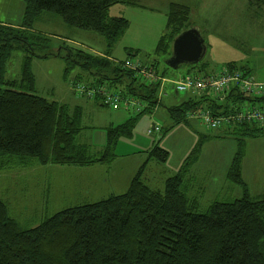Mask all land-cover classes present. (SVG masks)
<instances>
[{"label":"trees","instance_id":"1","mask_svg":"<svg viewBox=\"0 0 264 264\" xmlns=\"http://www.w3.org/2000/svg\"><path fill=\"white\" fill-rule=\"evenodd\" d=\"M24 1L23 28H32L38 17L47 11L61 16L70 26L103 34L109 47L129 26L126 17L109 16V8L119 2H133ZM251 1L264 6V0ZM190 12L186 5L171 3L167 16L171 41L185 29ZM15 40L29 44L13 26L0 22V169L11 163L26 166L30 161L42 165L77 166L111 163L117 156L114 148L118 137L130 134L133 120L109 126L107 145L101 152L93 153L88 145L77 143L82 107H72L37 94L30 55L25 58L20 78L6 76L13 50L21 48L13 45ZM163 44L161 39L157 50L163 49ZM49 54L59 55L60 52L44 56ZM72 56L70 52L66 59L81 70L80 80L70 81L75 91L76 85L82 83V77L88 87L108 88H111L112 81H121L124 75L133 80L143 78L126 68L125 62L112 71L113 59L107 53L101 56L80 50L78 59ZM145 65L157 76H162L157 73V62ZM223 68L253 75L247 64L230 62ZM68 71L67 66L65 75ZM214 71L217 70L201 66L198 72L182 76ZM143 79L137 91L130 82L127 94L117 92L123 98L134 99L138 103L136 108L144 106L137 110L138 113L158 104L159 90L163 88L160 80L149 82ZM186 92H190L187 99L168 108L175 122L197 119L191 117L194 112L205 111L212 117L226 118L236 108L264 107V94L249 97L238 86H232L224 96L207 89ZM93 99H100L101 104L106 105L98 96ZM239 99L246 100V103H234ZM230 101L234 103L232 107ZM253 101L261 103L255 107ZM225 123L246 137L264 133V124L258 122ZM199 147L200 144L196 152ZM168 155L167 150L155 145L124 193L67 207L34 227H22L0 199V264H264V196L252 200L241 177V153L235 155L229 176L243 185V196L230 202L215 201L205 212L198 211L197 198L189 196L185 190L183 169L167 177L162 189L150 187L143 181V172L149 161L166 162Z\"/></svg>","mask_w":264,"mask_h":264},{"label":"rangeland","instance_id":"2","mask_svg":"<svg viewBox=\"0 0 264 264\" xmlns=\"http://www.w3.org/2000/svg\"><path fill=\"white\" fill-rule=\"evenodd\" d=\"M135 1V4L110 7L108 15L126 17L129 26L109 47L103 34L70 26L61 16L47 11L38 17L32 28H23L21 24L26 2L0 0V22L13 26L29 42L13 41V45L21 48L13 50L7 63L6 76L20 78L25 58L30 55L31 71L36 81L35 92L49 100L82 107L81 130L76 142L88 145L93 153L101 152L106 147L112 118L125 116L113 125L132 119L130 134L118 137L114 148L117 156L110 167L113 173L119 171L122 178L137 164L141 165L148 158L150 149L158 145L168 151V159L166 162L150 160L143 172V181L151 187L162 189L166 177L183 169L185 190L189 196L197 198L198 211L205 212L215 201L230 202L243 196V185L229 176L235 155L241 153V177L248 186L252 200L264 196V133L246 137L230 129L225 122L211 128L198 118L175 122L168 108L187 99L190 92H177L174 83L169 80L159 90L160 102L141 113L133 108L127 109L125 105L118 109L102 105L73 90L70 79L81 70L66 59L70 52L73 59H78L77 52L80 50L90 54L107 53L113 59L112 71L128 58L145 64L157 62L158 74L176 80L187 73L198 72L201 66L207 70H219L230 62L237 65L248 62L251 67L258 66L252 68L251 73L258 80H264V6L251 0ZM173 1L190 7L191 13L184 28L196 27L207 46L201 61L184 63L177 68L167 64L174 42L169 37L171 28L167 27V12L169 3ZM161 39L163 49L157 50ZM58 51L59 55L44 56ZM67 66L69 71L65 75ZM84 81L82 77V83ZM143 81V78L133 80L129 75H124L121 81H112L109 89L127 94L130 82H133L136 90ZM234 103L240 105L246 100L239 99ZM234 103L230 101V107ZM253 105L258 107V101H253ZM140 107L143 109L144 106ZM153 124L159 126L160 131L149 135L147 130ZM86 168L42 165L36 161H30L26 166L8 164L0 169V199L7 204L10 215L22 227H34L62 209L98 201L110 194L108 182L102 191L95 192V181L107 179V173ZM93 178L95 181H91ZM114 189L116 193H122L125 188L115 186Z\"/></svg>","mask_w":264,"mask_h":264},{"label":"built area","instance_id":"3","mask_svg":"<svg viewBox=\"0 0 264 264\" xmlns=\"http://www.w3.org/2000/svg\"><path fill=\"white\" fill-rule=\"evenodd\" d=\"M124 66L128 69L134 70L138 75H141L149 82L160 80L162 85L169 81H172L175 85V89L179 92L186 91H201L209 90L215 95L224 96L232 88V86H238L242 91L249 95L264 94V81L258 80L254 75H245L239 70L228 71L221 68L217 71L208 74H195L182 76L180 79H168L166 77L157 76L150 71L148 67L137 60L127 59ZM76 91L81 96L88 98L100 97L102 101L113 108H118L121 105H125L130 108H136L138 103L131 98H123L119 93L112 92L108 87H88L84 83H78L76 85ZM234 113L230 114L226 118L212 117L209 112H194L192 116L200 118L203 124L211 128L218 127L222 122H258L264 124V107L250 108L242 107L236 108ZM140 110V106L136 108ZM159 126L153 124L151 128L147 130L149 135L159 131Z\"/></svg>","mask_w":264,"mask_h":264},{"label":"water","instance_id":"4","mask_svg":"<svg viewBox=\"0 0 264 264\" xmlns=\"http://www.w3.org/2000/svg\"><path fill=\"white\" fill-rule=\"evenodd\" d=\"M207 46L196 27H188L173 42V50L167 64L177 68L184 63H198L206 54Z\"/></svg>","mask_w":264,"mask_h":264},{"label":"crops","instance_id":"5","mask_svg":"<svg viewBox=\"0 0 264 264\" xmlns=\"http://www.w3.org/2000/svg\"><path fill=\"white\" fill-rule=\"evenodd\" d=\"M135 0H133V2H127V1H124V2H119V3H116V4H114V5H119V4H135ZM171 3H178V4H182V5H186V6H188L187 4H184V3H180V2H170L169 3V6H168V12H167V16H168V13H169V7H170V5H171ZM113 6V5H112ZM189 7V6H188ZM190 8V7H189ZM110 9V8H109ZM109 11V10H108ZM190 11H191V9H190ZM191 13V12H190ZM111 17H114V16H111ZM96 54H99V55H101V56H104V53L103 52H97ZM244 62V61H243ZM242 64H247L248 65V68H249V70L252 72L253 70H252V68H254L255 69V67H258L257 65H253V67H251L252 65H250L248 62H245V63H242ZM264 71V69L262 70V72ZM260 72V71H259ZM260 76V75H259ZM79 78V73L77 74V75H75L74 77H72L71 79H70V81H72V80H77V82L80 80V79H78ZM262 81H264V80H262ZM71 87H72V85H71ZM73 88V87H72ZM73 90L75 91V89L73 88ZM45 97V96H44ZM47 98V97H46ZM88 98V97H87ZM89 99H93V98H89ZM93 100H95L96 102H98V103H102L101 102V100L100 99H93ZM261 102L259 101L258 102V105L260 104ZM76 106V105H75ZM123 118H125V116H121V117H115V118H112L111 119V121H109V124L110 125H113V124H115V123H117V122H120V121H122V119ZM117 125V124H116ZM141 164V163H140ZM111 165H112V162L111 163H96V164H93V165H89V166H84V167H87L86 169H89V170H91V171H96V170H104V172H106L107 173V179L106 178H104V179H102L101 181L100 180H97V181H95V179L93 178L91 181H95L96 182V185H97V189L95 190V192H97V190L99 191H102L104 188H105V186H106V182H108V184H110V189H109V191H110V194L108 195V196H110L111 194H121V192L120 193H116V191H115V186H118V187H123V188H125L124 189V191H122V193H124L126 190H127V188H128V186H129V184H130V181H131V179L133 178V176H134V174L135 173H133V172H137V170L139 169V167L141 166V165H138L137 164V167H135V169L133 168V169H131L130 170V173L127 175V176H125V178H122L121 177V173L119 172V171H116V172H114L113 173V171H112V169L110 168L111 167ZM109 171H110V173H109ZM167 178V177H166ZM166 178L164 179V181L166 180ZM90 181V182H91ZM164 181H163V184H164ZM145 182V181H144ZM146 183V182H145ZM147 184V183H146ZM150 186V185H149ZM151 187V186H150ZM154 188V187H153ZM99 191V192H100ZM107 196V197H108ZM89 203V202H88ZM82 204H84V203H82ZM79 205V204H78Z\"/></svg>","mask_w":264,"mask_h":264}]
</instances>
